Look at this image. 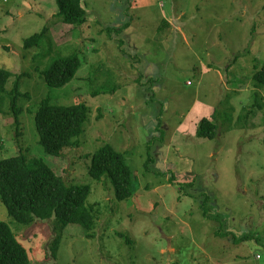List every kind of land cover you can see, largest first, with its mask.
Instances as JSON below:
<instances>
[{"label":"rangeland","instance_id":"rangeland-1","mask_svg":"<svg viewBox=\"0 0 264 264\" xmlns=\"http://www.w3.org/2000/svg\"><path fill=\"white\" fill-rule=\"evenodd\" d=\"M81 3L86 22L74 28L56 16L55 0H0V69L13 74L6 92L28 74L17 127L9 100L0 101V158L42 159L66 185L90 186L86 205H95L87 238L77 224H19L0 202V221L29 263L264 264V89L252 80L264 63V0ZM44 27L43 48L25 51L23 41ZM70 55L82 63L66 86L39 80L35 66L45 71ZM45 98L90 110L78 146L57 157L37 143L34 115ZM203 118L218 126L215 139L197 137ZM106 144L132 170L134 193L122 202L108 179L88 174Z\"/></svg>","mask_w":264,"mask_h":264},{"label":"trees","instance_id":"trees-1","mask_svg":"<svg viewBox=\"0 0 264 264\" xmlns=\"http://www.w3.org/2000/svg\"><path fill=\"white\" fill-rule=\"evenodd\" d=\"M55 2L58 9L56 16L63 25L75 28L85 24L86 11L82 7L81 0H55ZM47 32L48 28L44 27L39 33L26 38L23 41V49L26 51L31 48H43ZM49 52L50 50L43 51L38 58L33 59V63L40 64ZM81 63L80 57L70 55L56 59L45 71H39L37 66L35 70L40 73L39 80L48 88L57 89L66 86L74 78ZM27 75V73L17 75L12 90L6 92L5 87L13 74L0 69V101L9 100L10 116L16 127L19 125L18 117L21 113L17 101L20 97L28 96L27 93L20 92L19 83ZM252 80L255 88L264 89V63L253 74ZM101 92L106 93V91H96L92 92V95L96 96ZM258 102L255 93L253 106H258L257 109H260L261 105ZM89 114L90 110L84 103L61 106L51 104L49 98L43 99L34 115L38 145L46 154L54 157L59 156L67 148L77 147L78 137L84 132ZM160 125L159 122L157 128ZM218 134L216 123H212L208 118L200 121L197 137L213 140ZM88 174L96 181H101L102 178L108 179L114 188L115 199L119 202L127 200L134 193L132 170L126 164L124 154L108 144L92 154ZM90 191L88 185H66L42 159L28 158L22 153L0 158V202L4 205L8 216L19 224L30 225L35 221L52 220L53 230H61L67 224H77L88 231L86 237L91 238L96 216L95 205H86ZM205 206L204 203L202 215L207 218L208 212ZM126 242H129V239H126ZM58 245L59 236H56L49 247L53 257ZM0 264H30L27 250L3 221H0Z\"/></svg>","mask_w":264,"mask_h":264}]
</instances>
